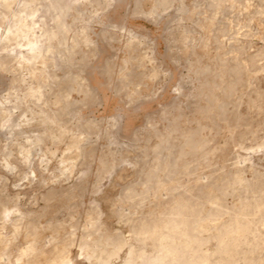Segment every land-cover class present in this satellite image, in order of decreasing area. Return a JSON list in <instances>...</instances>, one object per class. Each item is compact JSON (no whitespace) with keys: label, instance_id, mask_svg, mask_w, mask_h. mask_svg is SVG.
Returning a JSON list of instances; mask_svg holds the SVG:
<instances>
[{"label":"rangeland","instance_id":"obj_1","mask_svg":"<svg viewBox=\"0 0 264 264\" xmlns=\"http://www.w3.org/2000/svg\"><path fill=\"white\" fill-rule=\"evenodd\" d=\"M26 3L15 12L33 15L43 55L0 54V102L13 106L0 113V264H96L82 245L118 235L128 247L110 264H128L129 247L154 253L134 227L159 225L180 196L222 190L228 209L264 197V0ZM227 215L209 217V235ZM262 218L238 264H264Z\"/></svg>","mask_w":264,"mask_h":264},{"label":"bare ground","instance_id":"obj_2","mask_svg":"<svg viewBox=\"0 0 264 264\" xmlns=\"http://www.w3.org/2000/svg\"><path fill=\"white\" fill-rule=\"evenodd\" d=\"M33 1L34 0H27L26 5L24 4L25 8L28 9L30 4L33 3ZM16 5H17V0H0V54L3 53L4 55L5 53H7L9 57L10 52L13 53L18 48L19 51L21 49L22 53H26L30 55L31 60L39 59L41 58V55H43L42 54L43 43L41 44L40 42L41 38L38 37L39 35L36 34L35 29H32L33 27H36L35 25L32 26L31 24L33 22L32 20H30V18L33 15L30 16L29 14H27L25 20L23 18H20V16L18 17L15 12ZM59 26L61 27L62 25L60 24ZM60 27H58V29L60 30L62 29V32H66V29H64V25L62 28ZM42 34L44 37H47L48 41L52 44L55 42L56 38H58L59 36L58 33L57 34L50 33L51 35L49 34L47 35L45 31ZM19 40L22 41L21 44ZM47 46L49 48V45ZM49 50L50 49H48L47 51ZM19 53L21 54V52ZM35 60H32L31 62L34 63L33 61ZM9 100L11 99L8 98L6 99V102H0V113L3 112V108L6 106V104H9L8 103L10 102ZM9 106H12V105L9 104ZM9 108L13 109V106ZM14 129L15 128H13V125H11L10 133L12 135L15 134L16 132ZM16 134H21V133H16ZM195 146H197V144H195ZM195 146H193L192 149L196 151ZM30 153L31 152H29V154ZM63 170L64 169H62V171ZM234 182L236 184L234 183L233 186L236 185L240 187L241 189L245 191V194H248L250 192L258 193L256 192L257 188L255 186H249V185L246 186L244 181L240 179H235ZM206 189H208L206 186L203 187V191H206ZM226 195L227 193L222 190H218V195L215 197H211L209 196V194L203 192L201 197H199L201 200H199L198 202L194 201L193 197L187 198L184 196L183 197L180 196V198L173 201L172 206L169 209V212L166 214L165 218L159 222V225L146 226L140 223L139 227H137L138 225L136 226V228L134 227V234L138 237V241L140 243L144 245L146 241H152L154 245V253L151 255H146L144 253L138 254L133 247H129L130 258H129L128 264H178V263H182V264H238V261L236 260V258L238 256V250H239L240 245L247 243L250 237L252 238L254 237V241L257 240L255 239L257 238L255 236V233L258 231L256 226L258 225L260 220L263 219L262 217L264 216V197L260 195L258 200H255L254 203H251L250 199L244 198V200H242L241 202L240 207L235 208V209H228L224 204ZM207 206L208 208H210L209 212L207 211V208H206ZM227 213H228L227 216L230 218L228 225H224L221 229L217 225V227L220 229L218 230V233L215 235L213 234V236L209 235L208 232L211 229L209 225V220H210L209 217H213L215 219L221 216H225ZM215 232L217 231H214V233ZM233 233H236V236L237 235L239 236L241 234L242 236H239V239L240 237H242V240H239L238 237H237L238 240H236V237ZM96 235H97V232H96ZM216 240H219L218 244L221 245V247L223 245L225 249L227 250L229 249L230 252L228 251V255L229 253H231L232 255L230 258L231 260L226 259L225 255L227 254V251H223L225 250L224 248L220 251L221 248L218 246V244L217 246L219 250L216 247L217 251L213 253V256L210 255V259L211 257L217 258L216 260L212 258L215 260V262H211L208 255L197 254L199 253L198 251H200L198 250L200 249V247L204 246L206 243H209L211 241L214 242ZM102 241H103V237L100 238L98 241H93V242L90 241L91 243L85 242L82 245L81 251H84L85 256L88 258L90 262L94 261L96 264H110L111 257L114 256V254H119V252H122L123 249L128 247L127 241H125V239L120 235H118L117 237H108L104 242ZM259 244H260V241L256 243V246L258 247ZM245 248H248V247H245ZM65 249H66L65 247L60 248V246L55 248L56 253L52 254L55 257V261H58L63 258V255L65 254ZM252 249H253V246H252ZM36 250L32 249V252H31L32 255L35 252H37ZM39 251L40 250H38V253H36L35 256L33 257V261H36V263L39 262L40 258H43L48 254V252L46 251L45 252L44 251L39 252ZM245 264H257V261L255 259H252V260L246 261ZM259 264H262V263H259Z\"/></svg>","mask_w":264,"mask_h":264}]
</instances>
